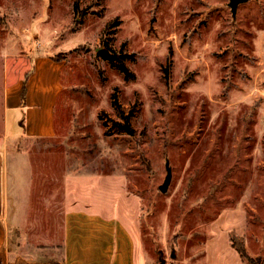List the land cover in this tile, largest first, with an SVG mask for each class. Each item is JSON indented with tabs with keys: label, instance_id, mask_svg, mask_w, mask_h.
I'll use <instances>...</instances> for the list:
<instances>
[{
	"label": "rangeland",
	"instance_id": "1",
	"mask_svg": "<svg viewBox=\"0 0 264 264\" xmlns=\"http://www.w3.org/2000/svg\"><path fill=\"white\" fill-rule=\"evenodd\" d=\"M228 1L0 0V94L38 51L66 62L55 134L19 143L12 246L57 243L65 176L97 173L141 264H264V0L234 18ZM105 41L127 72L97 54ZM3 108L16 132L22 109Z\"/></svg>",
	"mask_w": 264,
	"mask_h": 264
},
{
	"label": "crops",
	"instance_id": "2",
	"mask_svg": "<svg viewBox=\"0 0 264 264\" xmlns=\"http://www.w3.org/2000/svg\"><path fill=\"white\" fill-rule=\"evenodd\" d=\"M24 54L21 55L25 57ZM32 62L33 67L23 81L16 78L8 82L5 77L0 94L3 109L21 108L23 114L16 132L13 130L16 114L11 113L9 126L6 113L0 117V264H141L129 227L102 208L92 194L99 186L100 176L106 178L109 174L76 173L79 176L76 179L72 174L65 176L61 236L57 243L35 245L32 249L10 244L8 196L15 202L20 198L16 189L22 184V176L18 177L17 167L23 165L21 160L25 158L21 156L19 143L24 138H49L55 134V105L64 88L61 81L64 59H55L49 51L42 50ZM9 184H14V189H9ZM87 195L93 199L89 200ZM231 263L241 264V260L234 258Z\"/></svg>",
	"mask_w": 264,
	"mask_h": 264
},
{
	"label": "trees",
	"instance_id": "3",
	"mask_svg": "<svg viewBox=\"0 0 264 264\" xmlns=\"http://www.w3.org/2000/svg\"><path fill=\"white\" fill-rule=\"evenodd\" d=\"M97 54L101 58H103L105 60H108L110 62L118 61L117 65H118L119 69L121 71H124V72H127L128 71L127 68H126V66L123 63V60H122V57H121L122 56L121 50L118 51V52H115L113 48H110V46L108 45V42L107 41H105V43H104V48H99V50L97 51ZM53 57L55 59H61L57 55H53ZM118 124H119V126H120L121 129H123V130H124V128L128 129V126H126L124 123H121L120 122ZM13 186H14V184H12V185L9 184V189H14ZM230 241L233 244V246L235 245V248H236L237 252L239 253V255L242 258H246V259L250 260V258L248 256V254L246 253V251H245L244 246H243L242 243L236 245V244H234L232 238H230Z\"/></svg>",
	"mask_w": 264,
	"mask_h": 264
},
{
	"label": "water",
	"instance_id": "4",
	"mask_svg": "<svg viewBox=\"0 0 264 264\" xmlns=\"http://www.w3.org/2000/svg\"><path fill=\"white\" fill-rule=\"evenodd\" d=\"M246 1H248V0H229L227 2V5L230 8L231 15L233 18L235 17V13H236L238 5L241 3H244ZM164 164H165L166 173H165L163 181L158 185V188L161 191H165L167 189V186H168L170 179H171V167L169 165L168 158H165ZM176 234H177V230L172 231L170 238H169V242H170L169 255L172 259L177 257V250L175 248V242H174V238H175Z\"/></svg>",
	"mask_w": 264,
	"mask_h": 264
}]
</instances>
